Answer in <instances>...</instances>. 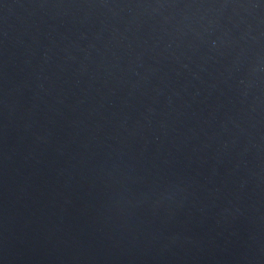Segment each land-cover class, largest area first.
I'll return each mask as SVG.
<instances>
[{"label": "water", "instance_id": "95a60500", "mask_svg": "<svg viewBox=\"0 0 264 264\" xmlns=\"http://www.w3.org/2000/svg\"><path fill=\"white\" fill-rule=\"evenodd\" d=\"M0 264H264V0H0Z\"/></svg>", "mask_w": 264, "mask_h": 264}]
</instances>
